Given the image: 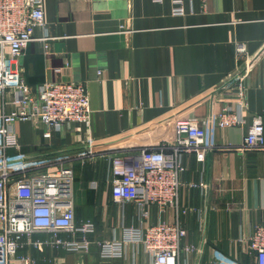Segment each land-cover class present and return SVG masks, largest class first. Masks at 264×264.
Masks as SVG:
<instances>
[{
	"label": "crops",
	"instance_id": "1",
	"mask_svg": "<svg viewBox=\"0 0 264 264\" xmlns=\"http://www.w3.org/2000/svg\"><path fill=\"white\" fill-rule=\"evenodd\" d=\"M184 8V16H174L171 0H43L46 29L34 30L18 62L22 77L32 88L57 80L85 82L90 122L71 124L50 140L43 139L40 123H18L17 155L75 156L106 145H128L137 152L145 140L152 146L163 133L172 138L176 120H194L208 129L211 149L204 162L192 152L182 157L179 223L186 237L181 248L192 251H182L178 264L223 259L254 264L248 240L254 226L264 224V148L242 151L240 145L255 116L264 126V0H184ZM44 35L51 38L47 54L40 41ZM238 44L253 62L244 124L219 129L208 123L220 109L209 95L234 74ZM57 68L61 74L54 73ZM7 98H13L11 92ZM108 168L104 159L74 162L75 219L94 226L87 251L51 244L38 249L31 241L50 235L36 233L22 238L17 255L32 264H151L141 246L126 239V231L142 228L145 220L134 204L113 200ZM149 213V224L173 220V212L158 207ZM107 243L121 245L106 257Z\"/></svg>",
	"mask_w": 264,
	"mask_h": 264
},
{
	"label": "built area",
	"instance_id": "2",
	"mask_svg": "<svg viewBox=\"0 0 264 264\" xmlns=\"http://www.w3.org/2000/svg\"><path fill=\"white\" fill-rule=\"evenodd\" d=\"M161 2L162 0H154ZM172 14L184 16V0H171ZM36 28L46 29L43 0H0V264H32L29 257L18 256L22 238L36 233L50 235L47 241H31L41 249L44 245L81 252L89 248L88 235L94 231L91 222L78 224L74 210V162L84 164L93 159L109 163L110 192L119 204L132 203L137 208L142 228H129L126 239L141 246L151 264H178L180 253L192 251L181 248L186 231L179 223L180 174L184 171L182 157L192 152L199 162L206 160L211 145L207 142L208 129L194 120L174 122L173 137L163 133L156 145L145 140L133 151L132 146L106 145L91 147L75 156L54 153L50 155H17L21 151L14 126L18 123H40L43 139L61 133L71 124L89 125L90 99L85 82L57 80L30 87L22 77L18 65L24 50L34 39ZM122 29H124L122 27ZM44 35V54L48 41ZM237 66L234 74L209 95L220 109L208 123L219 129L241 127V112L246 104V79L253 62L245 45L235 48ZM57 68L54 73L61 74ZM99 74V73H98ZM13 98H7L8 93ZM7 105L12 106L5 111ZM264 148L262 118L255 116L242 138L240 150ZM16 153L8 156V151ZM158 207L161 213L173 212L171 222L147 223L150 209ZM61 234H70L64 240ZM79 235V236H78ZM76 236L78 238H76ZM120 243L103 246V256L113 255ZM254 264H264V224L254 226L248 240ZM223 259L221 264H228Z\"/></svg>",
	"mask_w": 264,
	"mask_h": 264
}]
</instances>
